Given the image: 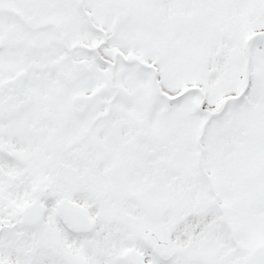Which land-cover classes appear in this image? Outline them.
Returning a JSON list of instances; mask_svg holds the SVG:
<instances>
[{
	"label": "snow or ice",
	"instance_id": "1",
	"mask_svg": "<svg viewBox=\"0 0 264 264\" xmlns=\"http://www.w3.org/2000/svg\"><path fill=\"white\" fill-rule=\"evenodd\" d=\"M0 264H264V0H0Z\"/></svg>",
	"mask_w": 264,
	"mask_h": 264
}]
</instances>
